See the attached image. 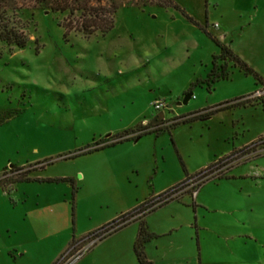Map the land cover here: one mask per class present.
<instances>
[{
  "label": "rangeland",
  "instance_id": "rangeland-1",
  "mask_svg": "<svg viewBox=\"0 0 264 264\" xmlns=\"http://www.w3.org/2000/svg\"><path fill=\"white\" fill-rule=\"evenodd\" d=\"M173 3L119 6L109 31L85 35L63 25H79L78 14L12 0L8 25L27 41H0V264H44L84 230L224 157L218 176L264 172V94L254 96L264 84L214 59L226 45L264 81V0ZM215 75L225 79L209 82ZM155 100L166 105L159 124L150 123ZM199 114L207 115L190 121ZM30 166L28 180H16V168ZM195 198L210 209L242 208L258 236L246 251L264 252V178H210ZM161 209L154 225L170 217ZM176 215L167 221L184 225L162 244L196 249V231L184 223L193 210ZM196 216L209 259L228 264L238 248L219 235L231 218L205 209Z\"/></svg>",
  "mask_w": 264,
  "mask_h": 264
},
{
  "label": "crops",
  "instance_id": "crops-1",
  "mask_svg": "<svg viewBox=\"0 0 264 264\" xmlns=\"http://www.w3.org/2000/svg\"><path fill=\"white\" fill-rule=\"evenodd\" d=\"M201 110L205 111V108ZM222 178L225 180L239 179L249 181L264 178V172L262 171L259 175H255V177H253L250 175V173H248V171L239 169L235 173L231 172L230 174H224ZM175 184H177V182H170L167 186L159 189V191H155L147 197H144L141 200H137L139 201L138 203H135L128 208H124L119 213L122 214L131 211L145 200L169 189ZM196 198L195 196L192 198L188 193L183 194L180 199L169 201L140 218L142 219L145 228L154 235L153 238H151L144 246L145 257L149 261H151L152 264H213L211 259H209L208 250L205 249L204 251L201 243L199 242V230H204L206 228L201 224L199 225L198 223L196 214L200 209H205L207 211H221L222 213H226L231 218V221L229 223L223 225V230L220 235L218 234L219 237L223 238L225 242H231L232 247L233 245H236L235 248H238L237 251L233 248L230 249L232 258L230 259V261H228V264H264V252L262 250H260L259 253H252V251L250 250V252L246 251L247 247H256L255 243L258 240V236H256V234L254 233L255 229L252 226L246 224L248 220L247 217L239 216V213L242 212V208H239L238 206H231L227 210L210 209L200 201H196ZM186 199H190L191 204L187 205ZM189 206L193 210L195 217L193 223L190 219H187L184 223L186 226H188V228H194L196 231V249H192L190 247L189 249H182L175 248L173 246H164V244H162L161 242L162 239L174 235V233L184 225L182 221L173 222L169 220L167 221V219L177 218L178 216L176 214L178 208L185 209ZM159 208H163L160 211H167L170 217H166V219H163V222H161L157 226L152 223L153 221H151L150 216ZM249 211H253V208L250 207ZM116 216L117 214L109 217L93 228L84 230L82 232L83 236L97 229L102 224L110 221ZM139 221V219L132 221L126 226L103 238L99 245L95 247L92 252H90L85 258L83 257L76 264H139L133 251V244L139 231ZM11 246L14 245L6 247V250L8 252L12 250L10 249L13 248ZM65 246L63 245L57 251V253L44 264H52L58 258L57 256L65 248ZM19 255L21 256L22 254Z\"/></svg>",
  "mask_w": 264,
  "mask_h": 264
},
{
  "label": "trees",
  "instance_id": "trees-1",
  "mask_svg": "<svg viewBox=\"0 0 264 264\" xmlns=\"http://www.w3.org/2000/svg\"><path fill=\"white\" fill-rule=\"evenodd\" d=\"M27 1L28 4H32V8H40V9H49L52 12H67L68 15L78 14L81 18V23L79 25H70L68 22L65 21L64 26L67 27L68 30H74L76 32H81L85 35H91L92 33L96 31H100L101 33H105L109 31L113 27V17L114 13L116 12L117 8L119 6H125L129 3H132L134 5H146V4H157V5H172L174 7H177L172 0H135L128 1L127 3H124L123 5L116 4L113 2V0H24ZM12 0H0V41L5 42L8 45H14L19 48H22L26 44V37L22 32L17 31L14 27L9 26V17L6 14L7 9H15L13 4H11ZM26 2H23L22 4H25ZM27 7L19 6L18 9H26ZM220 45V44H219ZM215 58H220L222 60L228 59L232 60L235 65H237L239 68L243 69L245 72L253 73L254 76L257 78V80L264 84V81L262 78L253 70L248 67L245 63L240 61L238 57H236L231 49L226 45H220V54L218 56H215ZM213 73V70L209 73L208 77L211 76ZM208 79V78H207ZM220 79H225L220 76H213V80L209 82H216ZM219 110V109H218ZM217 111V110H214ZM213 111L209 112L211 114ZM206 116V114H199L195 115L190 118V121L196 120L198 117ZM189 120H183V122H187ZM128 133V132H125ZM150 133L143 132L139 135H137L134 140H137L141 135ZM263 137L260 138L263 139ZM128 140V138L124 139ZM248 149L247 146L239 150L240 152L246 151ZM230 157V156H228ZM228 157H224L222 159H219L209 166L207 168H210L212 166H215L219 162H222L223 160L227 159ZM32 166L27 168H16V180H28V177H26V174L32 170ZM5 171L3 172V174ZM224 175V174H223ZM222 174L219 175L216 178H221ZM188 178V177H187ZM186 178V179H187ZM185 180V179H184ZM1 184V183H0ZM174 186V185H173ZM146 201V200H145ZM144 201V202H145ZM142 202L139 206L135 207L131 211L127 212H133L136 210H140L143 206ZM139 231L137 234V237L133 244V251L135 254V257L139 264H152L151 261H149L144 254V246L145 244L153 238V234L150 233L144 226V223L142 222V219H139ZM113 221V220H112Z\"/></svg>",
  "mask_w": 264,
  "mask_h": 264
},
{
  "label": "built area",
  "instance_id": "built-area-1",
  "mask_svg": "<svg viewBox=\"0 0 264 264\" xmlns=\"http://www.w3.org/2000/svg\"><path fill=\"white\" fill-rule=\"evenodd\" d=\"M261 94H264V91H257L254 96H260ZM152 107L156 112H159L163 111L166 105H164L162 100H155L152 103ZM228 160L229 157L215 166L210 168L206 167L193 176L175 184L169 189L150 197L143 203L140 210L123 213L105 226L86 234L80 240L71 243L52 264H76L98 241L102 240L116 230L126 226L132 221L140 219L145 214L155 210L169 201L180 199L183 194L188 193L193 198L198 187L204 181L209 180L210 178H216V176H218V172L224 170V164L227 163Z\"/></svg>",
  "mask_w": 264,
  "mask_h": 264
},
{
  "label": "water",
  "instance_id": "water-1",
  "mask_svg": "<svg viewBox=\"0 0 264 264\" xmlns=\"http://www.w3.org/2000/svg\"><path fill=\"white\" fill-rule=\"evenodd\" d=\"M191 95H192L191 93L186 94V95L184 96V98H183L181 104H186L187 101L190 99ZM163 116H164V114H163L162 112H160V113L157 115V121H161V120L163 119ZM154 122H155V120H154Z\"/></svg>",
  "mask_w": 264,
  "mask_h": 264
},
{
  "label": "flooded vegetation",
  "instance_id": "flooded-vegetation-1",
  "mask_svg": "<svg viewBox=\"0 0 264 264\" xmlns=\"http://www.w3.org/2000/svg\"><path fill=\"white\" fill-rule=\"evenodd\" d=\"M160 112H162V111L157 112V113L151 118V120H150V123H151V124H159V123H161L162 120L165 119L164 116H163V119H162L161 121H157V115H158ZM162 113H163V112H162ZM154 120H155V122H154Z\"/></svg>",
  "mask_w": 264,
  "mask_h": 264
}]
</instances>
